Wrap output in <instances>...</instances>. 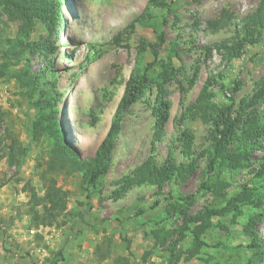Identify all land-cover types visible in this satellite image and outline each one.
Masks as SVG:
<instances>
[{
  "label": "rangeland",
  "instance_id": "rangeland-1",
  "mask_svg": "<svg viewBox=\"0 0 264 264\" xmlns=\"http://www.w3.org/2000/svg\"><path fill=\"white\" fill-rule=\"evenodd\" d=\"M166 2L168 9L150 11L151 24H135L133 29L127 27L144 14L147 0H66L61 5L64 29L58 26L51 34L50 23L43 18L27 26L0 13V38L19 36L27 42L49 38L52 51L27 55L29 71L40 76L41 86L32 95L13 80H0V264H116L118 258L128 264H245L252 257L245 248L252 238L242 226L253 214L263 215L253 230L264 241L263 205L261 209L240 207L242 214L234 220L211 191L200 190L211 157L210 127L198 119H181L207 78L216 77L210 88L214 103L233 97L236 107L264 77V29L255 34L256 43L246 42L240 57L228 61L216 47L231 41L233 28L211 31L206 26L221 12L239 20L260 0ZM160 33L164 43L158 48L156 64L146 72L149 89L121 119L108 173L87 192L81 188L80 175H52L55 184L69 193L67 208L55 224L35 227L28 204L31 192L43 196L44 163L53 142L44 135L35 142L31 139L32 123L39 115L35 101L53 99L67 133L65 141L81 157H92L110 127L125 81L141 74L152 61L149 46L157 43ZM234 82L239 86L231 93ZM160 106L165 117L163 136L154 142ZM255 111L263 115L264 123V106ZM185 132L192 137L189 146ZM14 140L24 155L9 166L6 157ZM169 153L177 165L194 163L187 179L169 178L161 191L149 183H130L146 162L160 167ZM261 156L254 152L246 168L220 172V179L228 184L227 199L242 186H255L252 178ZM191 194L195 201L181 216L180 198ZM204 208L218 212L212 227L200 235L204 246L187 260L196 229L190 219ZM156 229L169 231L170 243L179 239L172 253L167 244L154 245L150 233Z\"/></svg>",
  "mask_w": 264,
  "mask_h": 264
},
{
  "label": "trees",
  "instance_id": "trees-1",
  "mask_svg": "<svg viewBox=\"0 0 264 264\" xmlns=\"http://www.w3.org/2000/svg\"><path fill=\"white\" fill-rule=\"evenodd\" d=\"M66 0H0V13L8 21H19L22 25L30 26L35 20L42 19L48 22L49 34L55 33V28L59 26L64 29L61 5ZM169 3L166 0H147L144 14L142 13L134 23L127 28L133 29L135 24L148 25L153 22V15L150 11L168 9ZM206 26L211 31L232 27L234 36L229 43L215 46L217 50H222L224 59L230 61L240 57L246 42L256 43L254 36L257 32L264 29V0L255 10L236 20L228 12H221L215 19L206 21ZM164 43L163 34L158 35L157 43L151 49L152 61L144 68L141 74L130 75L124 83L122 95L117 103L114 116L106 134L98 144L92 157L83 158L68 142L65 141L66 131L62 129L57 118V109L53 99L37 100L35 105L39 110L36 121L32 123L31 139L35 142L39 138L49 136L53 140L45 161L44 193L42 197L36 196L31 192L29 201L30 222L35 227H49L58 220L60 215L65 213L67 208L68 191L55 184L51 177L55 174L64 177L80 175L82 189L87 192L89 188H94L100 178L104 177L111 163V153L121 129V119L129 108L139 101L149 89L150 79L147 70L156 64L158 48ZM146 45V44H145ZM148 46V45H147ZM194 50L188 52L192 53ZM36 52L50 55L51 42L49 38L37 42H27L22 38H0V80L5 82L13 80L20 89L32 95L37 87H40V76L36 73L32 75L29 71V59ZM187 52V51H186ZM49 73L51 71L49 70ZM167 78L163 76V82ZM216 82V77H209L202 85L195 100L186 106L182 112L181 119H198L201 123L210 127V154L207 165L206 180L202 183L200 190L211 191L215 198L223 204V210L236 220L242 214L240 207L251 206L254 209H261L264 206V123L261 122L263 115L256 112L255 108L264 106V77L255 85L253 92L243 98L239 105L235 107L233 97L220 103H214L215 95L210 92L211 85ZM161 83V84H162ZM159 85L161 94H164L162 85ZM238 83L234 82L231 93L238 89ZM233 95V94H232ZM158 116L155 119V139L159 141L163 136L165 117L161 112V106L156 109ZM185 145L189 146L192 140L189 132L183 133ZM230 143L229 150L226 149ZM17 141H13L8 147L6 162L9 166L20 162L24 155V149L20 148ZM254 152L262 153L257 159L258 167L252 178L255 183L253 188L247 185L242 186L240 192L230 198L225 197L224 190L228 184L220 179L222 170L233 173L243 168L251 162V155ZM18 160V161H17ZM195 170L194 163L179 164L173 161L172 154L169 153L162 166L157 167L153 162H146L145 165L137 169L130 183H149L157 191L164 187L165 180L174 177L176 182L184 181ZM217 170L216 173L214 171ZM196 196L191 194L181 197L183 205L178 207L181 216H185L194 203ZM41 208L39 211L37 208ZM185 209V210H184ZM264 210V209H263ZM217 209L204 208L196 213L191 219L195 225L194 240L192 247L187 250L188 259L194 258L204 243L200 241V235L212 227L211 220L217 214ZM263 215L253 214L242 226V231L252 238L251 243L245 248L252 251V257L245 264H264V241L254 233L253 226L260 222ZM182 236L181 232H178ZM150 236L155 240L156 247L166 248L171 253L177 245L179 239L170 243L168 239L171 234L169 231L151 230ZM180 236L178 238H180ZM169 242V243H168ZM177 259V257H176ZM57 264V263H55ZM116 264H128L127 260L118 258Z\"/></svg>",
  "mask_w": 264,
  "mask_h": 264
}]
</instances>
